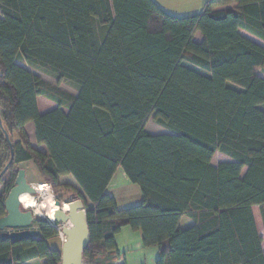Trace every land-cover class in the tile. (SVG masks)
Segmentation results:
<instances>
[{
  "label": "trees",
  "instance_id": "16d2710c",
  "mask_svg": "<svg viewBox=\"0 0 264 264\" xmlns=\"http://www.w3.org/2000/svg\"><path fill=\"white\" fill-rule=\"evenodd\" d=\"M240 29L264 40V0H210L184 18L152 0H0V175L6 135L14 148L0 219L19 165L33 162L57 193L84 202L87 264L117 260L124 227L159 248L157 264H264L253 213L264 223V48ZM39 97L58 108L40 114ZM150 117L169 134L148 132ZM29 123L48 155L31 146ZM218 152L233 161L214 166ZM120 168L143 196L123 210L107 193ZM35 225L40 235L17 244L0 231V264H61L47 244L57 227Z\"/></svg>",
  "mask_w": 264,
  "mask_h": 264
},
{
  "label": "crops",
  "instance_id": "0c3cea01",
  "mask_svg": "<svg viewBox=\"0 0 264 264\" xmlns=\"http://www.w3.org/2000/svg\"><path fill=\"white\" fill-rule=\"evenodd\" d=\"M152 1L156 3L167 15L184 18V17L200 15L204 11L206 4L210 0H152ZM235 7H237V5L232 4L229 6L220 7L219 10L232 9ZM245 31L246 30L244 29H240V33L244 37L254 41L255 43L259 44L264 48L263 39L249 32L248 35L246 34L247 31L246 32ZM194 41L197 43H200L202 41L201 33L199 32L196 33L194 37ZM17 63L27 68L34 74L40 76L43 80L54 84L51 80L44 77L47 76L46 74L40 73L38 70L22 62L18 61ZM0 75H1V70H0ZM47 77L51 78L50 76ZM262 77H264V75H262ZM38 108L40 114H45L58 108V105L55 102L45 97H39ZM26 132L28 134L31 146L37 149L38 151H41L42 153L48 155V150L46 146H40L37 143L36 130L33 123H29L26 126ZM30 163L31 162H26L19 165L21 169H24L26 171L27 180L29 178V171L27 168H24V165H28ZM36 181L37 179H35L34 182ZM72 181L76 184L75 180L71 176H64L61 178L62 184L73 185ZM34 182H30V183L35 184ZM107 193L112 198L115 199L117 203V207L122 210L137 206L143 200L140 187L131 183V181L129 180V178L127 177L126 173L122 168L118 169V171L116 172L114 178L112 179L108 187ZM255 208L258 207L253 208L254 217L255 220H257L256 214L254 212ZM191 224L192 222L187 217H184L182 219L181 227L186 228ZM259 235L262 237L264 242V236H262L260 233ZM115 240L118 249V259L112 261L110 264H157L158 263V260L160 258L159 248L158 247L146 248L144 246L142 234L140 232L133 231L130 227H124L122 228L120 233L116 235ZM262 249L264 251L263 243H262ZM26 264H46V260L35 259L29 261Z\"/></svg>",
  "mask_w": 264,
  "mask_h": 264
},
{
  "label": "water",
  "instance_id": "95a60500",
  "mask_svg": "<svg viewBox=\"0 0 264 264\" xmlns=\"http://www.w3.org/2000/svg\"><path fill=\"white\" fill-rule=\"evenodd\" d=\"M6 136L11 149V159L0 178L14 162V148L8 135ZM37 193L36 187L28 183L26 171L21 169L15 187L6 200V216L0 219L2 240L17 244L40 235L34 225L41 217H36L33 211L24 208L20 200L24 194L36 196ZM54 205L57 209L54 212V220L49 221L57 227L59 235L48 240L49 248L61 254V264H85L84 251L88 245L89 232L84 202L81 199L73 202L56 199ZM46 215L48 216L47 213Z\"/></svg>",
  "mask_w": 264,
  "mask_h": 264
},
{
  "label": "rangeland",
  "instance_id": "374dc122",
  "mask_svg": "<svg viewBox=\"0 0 264 264\" xmlns=\"http://www.w3.org/2000/svg\"><path fill=\"white\" fill-rule=\"evenodd\" d=\"M98 30V35H102L100 34V29L97 28ZM246 32V31H245ZM246 34L249 35L248 32H246ZM42 73V72H40ZM262 75H264L262 73ZM48 76V75H47ZM47 76H44L45 78L51 80L54 84H56V81L53 79V78H49ZM61 88H63L64 90H67L68 92L72 93V94H77V91L72 88L71 86L67 85V84H62L61 85ZM146 130L148 132H150L151 134H154V135H162V134H169V131L165 128H163L162 126L158 125L157 123H155V121L153 120L152 117H150L147 121V124H146ZM229 161H233L230 157L226 156L225 154H222L220 152L216 153L215 156H214V159H213V162L212 164L214 166H218L219 164L223 163V162H229ZM24 168H27L28 171H29V178H28V182H34L35 179H37L36 182H34L35 184H32L33 186H37V185H41V184H46L49 189L51 190L53 196H54V199L56 200L57 198L59 199V197H61V201L63 202H73V201H78V198L76 196L75 193H72V192H69V191H65L63 189L59 190V192L57 193V191L52 188L51 185L45 183L44 179L41 177L36 165L34 163H30L28 165H24ZM73 182V181H72ZM31 184V183H30ZM75 188H77V185L73 182L72 183ZM37 202V204H41L43 202V196L40 195L39 193L36 194V196H33ZM54 200V201H55ZM24 207V206H23ZM35 206H32L30 209H27V210H30V211H33L34 214H35ZM254 212L256 214V217H257V228H258V231L259 233L264 236V223H263V219H262V215H261V210L260 208H255L254 209ZM42 216H38L35 214L36 217H41L43 219H47L49 220L48 216L46 215L45 212H42ZM34 228L37 229V226L34 225ZM263 247H264V242H263ZM85 264H87V261H85Z\"/></svg>",
  "mask_w": 264,
  "mask_h": 264
},
{
  "label": "bare ground",
  "instance_id": "6f19581e",
  "mask_svg": "<svg viewBox=\"0 0 264 264\" xmlns=\"http://www.w3.org/2000/svg\"><path fill=\"white\" fill-rule=\"evenodd\" d=\"M37 192L43 196V202L41 204H37L35 198L29 194H24L21 196L20 200L22 205L27 208H31L32 206H35V214L38 216H42V212H46L48 214L49 220H54V212L57 210L54 205V196L51 192V188L46 184H41L35 186ZM26 208V209H27ZM62 238L63 235H62Z\"/></svg>",
  "mask_w": 264,
  "mask_h": 264
},
{
  "label": "flooded vegetation",
  "instance_id": "af4514ba",
  "mask_svg": "<svg viewBox=\"0 0 264 264\" xmlns=\"http://www.w3.org/2000/svg\"><path fill=\"white\" fill-rule=\"evenodd\" d=\"M25 208H27V207H25ZM27 209H30V208H27Z\"/></svg>",
  "mask_w": 264,
  "mask_h": 264
}]
</instances>
